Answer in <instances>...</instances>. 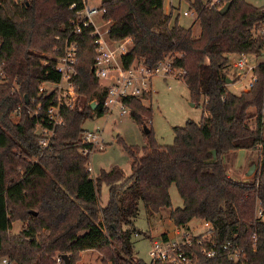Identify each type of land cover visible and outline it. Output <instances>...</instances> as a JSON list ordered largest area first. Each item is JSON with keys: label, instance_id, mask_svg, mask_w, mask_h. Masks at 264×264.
I'll use <instances>...</instances> for the list:
<instances>
[{"label": "trees", "instance_id": "obj_1", "mask_svg": "<svg viewBox=\"0 0 264 264\" xmlns=\"http://www.w3.org/2000/svg\"><path fill=\"white\" fill-rule=\"evenodd\" d=\"M226 1L231 5L220 14ZM100 2L110 24L108 37L132 40L130 51L122 57L124 66L134 60L153 66L170 57L173 67L183 71L180 78L190 97L203 100L201 120L174 126L173 143L159 145L148 128L151 107H144L138 98L127 100L131 116L148 129V142L141 149L127 148L128 176L115 166L92 178L87 171L89 156L80 152L87 147L81 142L82 124L105 114V93L104 88L98 91L91 71L94 51L90 29H85L78 38L77 100L73 107L61 109L63 124L53 128L49 146L41 149L35 130L42 121L26 112L32 103L25 104V95L35 97L43 109L54 101L53 94L38 95L42 82L60 80L54 60L44 53L62 44L82 3L0 0L4 73L0 78V258L11 264H55L57 255L67 254L70 264H79L80 252L93 249L102 263L144 264L131 258L135 231L131 226L141 202L150 214L169 209L177 227L193 218L208 221L214 241L236 244L245 253L238 263L220 252L214 259L201 258L198 264H264V60L255 67L252 87L238 94L227 88L225 74L231 54L264 57V35L255 34L264 21V6L246 0H188L200 27L195 36L177 20L171 23L163 0ZM72 3L75 7L70 9ZM22 102L19 121L13 123L11 113ZM237 149L260 150L259 170L245 181L228 175L221 161V156ZM102 184L108 186L103 206L99 203ZM172 184L182 200L176 208L169 194ZM18 221L20 230L10 233ZM115 243L118 251L108 253Z\"/></svg>", "mask_w": 264, "mask_h": 264}, {"label": "rangeland", "instance_id": "obj_2", "mask_svg": "<svg viewBox=\"0 0 264 264\" xmlns=\"http://www.w3.org/2000/svg\"><path fill=\"white\" fill-rule=\"evenodd\" d=\"M253 6H264V0H246ZM89 4L98 5L99 0H89ZM163 10L171 11V23L177 20V23L184 28H191L193 35L197 36L200 31L196 14L190 9L188 0H163ZM189 11L188 15L183 12ZM193 12V13H191ZM93 21L95 26L100 31L101 35L107 38V27L100 21V16H94ZM108 26V25H107ZM55 48V47H54ZM54 48L51 52L44 53L45 57L55 59L57 56L54 53ZM253 56V55H252ZM238 55L231 54L228 57V67L225 69L227 77L232 79L227 84V88L238 94L244 89L243 86L249 81L251 74L245 69H238L233 66ZM251 63L260 62L264 60L263 56L248 57ZM76 66V64H75ZM239 74L241 77L239 78ZM108 82L98 81V91L102 90ZM44 87L50 89L49 85ZM151 95H148L147 100L140 101L144 107H151V119L148 122V128L151 134L154 135L159 145H171L174 140L173 130L174 126L182 127L187 121L199 123L202 117L203 103L202 98L194 101L189 94V90L180 77L176 75H162L160 73L153 75L150 80ZM72 94L69 99L72 101L78 97V94L73 86ZM29 100V97H28ZM249 114H255L253 108L249 109ZM263 121V138H264V109L262 112ZM11 121L17 123L19 116L11 113ZM250 126H254L255 119L253 117L249 120ZM84 130H99L102 133L105 145L103 150H95L90 153L88 157V165L91 168L92 177H96L99 173L109 171L112 167H119L123 170L124 175L128 176L131 172L130 157L127 148L141 149L148 142V137L144 132L143 124L136 121L128 112L127 114H120L116 107L112 113H105L101 117H93L87 119L83 124ZM37 130L39 128L37 127ZM114 132L117 136H114ZM12 152H18L13 149ZM259 149H237L233 152L221 156V161L225 164L228 174L236 180H248L259 170ZM251 165H255L252 174L248 175L247 171ZM258 174V173H257ZM172 208L182 206V200L176 190L174 184L169 188ZM108 199V186L102 184L99 188V203L101 206L105 205ZM169 209L164 208L159 213L150 214L144 208L143 204L139 202L138 213L133 221V228L135 231L131 234V242L133 244V262L136 258L141 263L149 264L151 262L150 250L153 242L163 239L171 241L179 240L183 233L189 232L192 235L205 232L203 220L198 218L191 219L185 226L177 227L168 216ZM21 222H14L10 233H17L21 228ZM137 232L138 234H135ZM179 233V234H177ZM164 238V239H165ZM119 246L115 243L113 249L108 248V253L117 252ZM98 253V252H97ZM99 254V253H98ZM100 255V254H99ZM101 256V255H100ZM1 259V258H0ZM130 261V260H129ZM100 263V264H107ZM131 262V263H133ZM1 264V263H0ZM109 264V263H108Z\"/></svg>", "mask_w": 264, "mask_h": 264}, {"label": "built area", "instance_id": "obj_3", "mask_svg": "<svg viewBox=\"0 0 264 264\" xmlns=\"http://www.w3.org/2000/svg\"><path fill=\"white\" fill-rule=\"evenodd\" d=\"M89 0H81L82 7L74 11L73 17L70 19V31L65 37L62 44L54 48L57 56L54 60L53 68L60 75L58 82H42L38 87V95H44L46 98L53 94L54 101L47 105L44 109L35 97L29 98L26 112L31 116H39L42 122L36 125V134L38 136V145L41 149L49 146V142L54 134L53 128L61 126L63 119L61 109L65 107H73L74 100H70L74 86V78L77 74L75 64L78 51L79 35L85 30L90 29L92 45L94 51V61L91 67L95 78L98 81L104 80L108 82L104 88L105 97L102 107L105 113H112L117 107L120 114L130 112V107L126 103L127 100L138 98L140 101L147 100L146 97L151 95L150 80L155 74L176 75L181 77L183 71L173 67V61L170 57L158 61L155 65L150 66L141 60H134L127 66H124L122 57L126 55L131 48L132 40L129 37L112 40L105 38L95 26L94 16H100V21L107 27V36L109 30V21L104 18L105 8L99 0L98 5H91ZM218 2L219 0H211ZM75 7V3L70 5V9ZM190 12H183L188 15ZM193 13V12H191ZM108 25V26H107ZM256 35H264V21L255 31ZM253 54H238V59L234 61L233 66L251 74L249 81L243 86L244 89L252 87L256 80L254 70L259 62L251 63L248 57L256 58ZM49 58V57H48ZM51 59V58H49ZM4 73L0 69V78ZM239 78L241 74L238 75ZM232 80V79H231ZM49 85L50 89L44 87ZM22 103L18 104L13 110L14 115L19 116L23 107ZM44 111V114L41 112ZM40 113V114H39ZM37 127L39 130H37ZM81 142L87 145L80 152L84 156H89L95 150L104 149V139L99 130H84L81 136ZM42 153H40L41 155ZM87 171L92 177L91 168L87 164ZM94 178V177H92ZM261 214V211H258ZM204 231L200 234L192 235L189 232L183 233L179 240L171 241L170 239L155 240L150 250L151 262L149 264H198L200 259H214L220 252H224L229 260L233 263L242 261L245 257L243 248L231 243H218L212 239V225L208 221L203 220ZM138 234V233H135ZM179 234V233H177ZM1 264H11L10 261L3 257L0 259ZM61 255L55 258V264H63Z\"/></svg>", "mask_w": 264, "mask_h": 264}, {"label": "water", "instance_id": "obj_4", "mask_svg": "<svg viewBox=\"0 0 264 264\" xmlns=\"http://www.w3.org/2000/svg\"><path fill=\"white\" fill-rule=\"evenodd\" d=\"M230 5H231V1H226V2H225V3L219 8L218 12H219L220 14H224V13L228 10V8L230 7ZM231 81H232V80H231L229 77L226 78V84L230 83ZM25 102H26V103L28 102V97H27V95H25ZM91 108H92L93 110L96 108V102L93 101V102L91 103ZM143 129H144V132H148V129L146 128V126H144ZM114 136H117V133L114 132ZM254 168H255V165H251V166L249 167L248 171H247V174H248V175L252 174V172L254 171ZM61 257H62V259H63L64 264H70L69 256H68L67 254H62Z\"/></svg>", "mask_w": 264, "mask_h": 264}, {"label": "crops", "instance_id": "obj_5", "mask_svg": "<svg viewBox=\"0 0 264 264\" xmlns=\"http://www.w3.org/2000/svg\"><path fill=\"white\" fill-rule=\"evenodd\" d=\"M164 12L171 13V11L167 12L166 10H164ZM78 263L79 264H100L102 263L101 256L97 253L96 250H93V249L84 250L80 252V260Z\"/></svg>", "mask_w": 264, "mask_h": 264}]
</instances>
